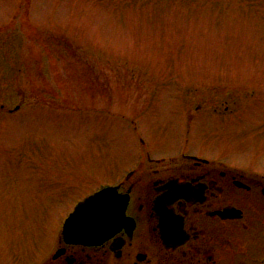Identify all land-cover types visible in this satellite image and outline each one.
<instances>
[{
	"label": "rangeland",
	"instance_id": "374dc122",
	"mask_svg": "<svg viewBox=\"0 0 264 264\" xmlns=\"http://www.w3.org/2000/svg\"><path fill=\"white\" fill-rule=\"evenodd\" d=\"M17 105L0 113L3 239L26 203L48 240L143 152L264 171V0H0V112Z\"/></svg>",
	"mask_w": 264,
	"mask_h": 264
},
{
	"label": "flooded vegetation",
	"instance_id": "af4514ba",
	"mask_svg": "<svg viewBox=\"0 0 264 264\" xmlns=\"http://www.w3.org/2000/svg\"><path fill=\"white\" fill-rule=\"evenodd\" d=\"M143 164L117 183L127 204L116 233L95 245L65 243L58 215L49 239L37 241L28 232L40 227L39 208L23 203L15 230L3 229L0 264H264L261 167L184 154Z\"/></svg>",
	"mask_w": 264,
	"mask_h": 264
},
{
	"label": "water",
	"instance_id": "95a60500",
	"mask_svg": "<svg viewBox=\"0 0 264 264\" xmlns=\"http://www.w3.org/2000/svg\"><path fill=\"white\" fill-rule=\"evenodd\" d=\"M113 190L108 188L80 203L76 212L67 220V224L84 223L88 220L86 213L92 212L93 223H101L100 229H111L115 223L122 220L123 211Z\"/></svg>",
	"mask_w": 264,
	"mask_h": 264
}]
</instances>
